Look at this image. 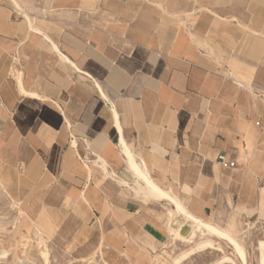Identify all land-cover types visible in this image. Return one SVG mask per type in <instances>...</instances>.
Here are the masks:
<instances>
[{
    "label": "crops",
    "instance_id": "obj_1",
    "mask_svg": "<svg viewBox=\"0 0 264 264\" xmlns=\"http://www.w3.org/2000/svg\"><path fill=\"white\" fill-rule=\"evenodd\" d=\"M0 184L121 264L179 210L264 227V0H0Z\"/></svg>",
    "mask_w": 264,
    "mask_h": 264
},
{
    "label": "rangeland",
    "instance_id": "obj_2",
    "mask_svg": "<svg viewBox=\"0 0 264 264\" xmlns=\"http://www.w3.org/2000/svg\"><path fill=\"white\" fill-rule=\"evenodd\" d=\"M225 226L244 246L247 255L245 263L239 259L232 245L215 237L216 244L219 243L223 250L209 247L196 251L180 264H260L259 244L264 240V227L248 221L247 224L238 223L237 227ZM174 238L171 237L156 251L153 264H171L174 257L192 245L190 241ZM224 253L233 257L236 263H216ZM112 257L104 247L86 250L56 246L41 231L29 229L25 210L17 206L0 184V264H121Z\"/></svg>",
    "mask_w": 264,
    "mask_h": 264
},
{
    "label": "bare ground",
    "instance_id": "obj_3",
    "mask_svg": "<svg viewBox=\"0 0 264 264\" xmlns=\"http://www.w3.org/2000/svg\"><path fill=\"white\" fill-rule=\"evenodd\" d=\"M179 211L183 212V219L185 220H182L178 227L177 225H175L177 222L172 223L175 226H170V232L172 234V237H175L174 239L187 240L190 241L192 245L189 249L174 257L171 264H180L188 255L209 247H216L223 250L222 246L219 243L216 244L215 237L225 239L230 245L233 246L239 259H241V261H243L244 263L247 261L245 248L239 242L235 235L229 233L220 226L209 224L203 222L202 220H199L198 218L189 214L186 210ZM197 237L199 239L197 241H194V239ZM259 245V263L264 264V241H261ZM226 261L236 263L233 257L225 253L220 257L218 261H216V263H223Z\"/></svg>",
    "mask_w": 264,
    "mask_h": 264
},
{
    "label": "built area",
    "instance_id": "obj_4",
    "mask_svg": "<svg viewBox=\"0 0 264 264\" xmlns=\"http://www.w3.org/2000/svg\"><path fill=\"white\" fill-rule=\"evenodd\" d=\"M220 160H221V161H225V158H224L223 156H220ZM230 165L232 166V165H234V163H233V162H231V164H230Z\"/></svg>",
    "mask_w": 264,
    "mask_h": 264
},
{
    "label": "water",
    "instance_id": "obj_5",
    "mask_svg": "<svg viewBox=\"0 0 264 264\" xmlns=\"http://www.w3.org/2000/svg\"><path fill=\"white\" fill-rule=\"evenodd\" d=\"M176 220L182 221V216H178L174 221Z\"/></svg>",
    "mask_w": 264,
    "mask_h": 264
}]
</instances>
